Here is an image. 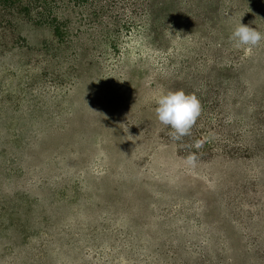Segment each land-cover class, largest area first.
Segmentation results:
<instances>
[{"label": "rangeland", "instance_id": "rangeland-1", "mask_svg": "<svg viewBox=\"0 0 264 264\" xmlns=\"http://www.w3.org/2000/svg\"><path fill=\"white\" fill-rule=\"evenodd\" d=\"M53 13L0 12V264H264V40L229 41L264 0ZM177 90L201 112L173 140Z\"/></svg>", "mask_w": 264, "mask_h": 264}, {"label": "clouds", "instance_id": "clouds-1", "mask_svg": "<svg viewBox=\"0 0 264 264\" xmlns=\"http://www.w3.org/2000/svg\"><path fill=\"white\" fill-rule=\"evenodd\" d=\"M262 40H264V34L256 28L243 25L241 21L233 28L229 36L232 46L243 49L246 54H250ZM155 104L156 118L162 125L171 129L169 135L173 140H180L189 135L201 112L199 99L193 94H186L183 90L161 93L156 98ZM194 147H202V142L196 141ZM195 159V155L190 154L186 162L194 165Z\"/></svg>", "mask_w": 264, "mask_h": 264}, {"label": "trees", "instance_id": "trees-1", "mask_svg": "<svg viewBox=\"0 0 264 264\" xmlns=\"http://www.w3.org/2000/svg\"><path fill=\"white\" fill-rule=\"evenodd\" d=\"M89 0H0V12L4 18L26 19L35 24L57 21L53 13L60 8H75L88 4Z\"/></svg>", "mask_w": 264, "mask_h": 264}]
</instances>
